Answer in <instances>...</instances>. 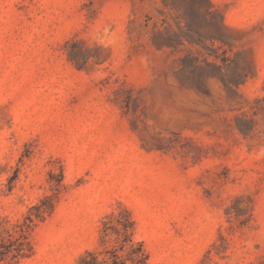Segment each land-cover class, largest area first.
Here are the masks:
<instances>
[{"label":"rangeland","instance_id":"1","mask_svg":"<svg viewBox=\"0 0 264 264\" xmlns=\"http://www.w3.org/2000/svg\"><path fill=\"white\" fill-rule=\"evenodd\" d=\"M211 1L224 43L170 54L152 42L156 23L177 29L160 0H0V218L56 203L21 264H77L119 204L150 264H264V0ZM187 54L246 81L186 89Z\"/></svg>","mask_w":264,"mask_h":264},{"label":"trees","instance_id":"2","mask_svg":"<svg viewBox=\"0 0 264 264\" xmlns=\"http://www.w3.org/2000/svg\"><path fill=\"white\" fill-rule=\"evenodd\" d=\"M165 9L176 11V27L166 21L154 25L152 42L159 51L180 52L179 49L191 47H214L216 42L224 43L221 28L214 23L215 17L222 16L211 0H160ZM149 27L148 25L146 26ZM226 28L225 25H223ZM210 57L212 55L210 54ZM215 61L206 58L201 61L192 54L179 59V70L176 72L180 85L200 94H209V82L219 79L227 93H234L246 81L247 76L230 77L225 68ZM71 61L82 68L81 60L75 52L70 54ZM87 59V58H86ZM89 59V58H88ZM86 61V62H85ZM87 60H84V64ZM123 88L116 91L122 106L128 111L139 110L140 97L134 91L121 98ZM118 99V98H117ZM119 101V100H117ZM236 129L244 137L253 134L257 121L243 114L236 118ZM63 177V173L61 172ZM58 183V190L64 185ZM56 210L54 197L45 196L37 204L28 208L22 218L11 220L8 216L0 218V264H21L35 255L34 233L40 224L51 217ZM231 212H229L230 214ZM239 214H237L238 216ZM150 255L143 242L137 240V222L132 212L123 204L101 220L98 248L87 250L77 264H150Z\"/></svg>","mask_w":264,"mask_h":264}]
</instances>
